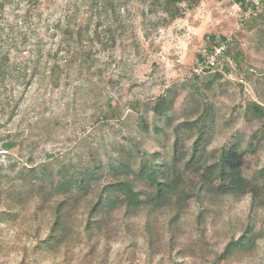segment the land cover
Returning a JSON list of instances; mask_svg holds the SVG:
<instances>
[{"label": "rangeland", "instance_id": "374dc122", "mask_svg": "<svg viewBox=\"0 0 264 264\" xmlns=\"http://www.w3.org/2000/svg\"><path fill=\"white\" fill-rule=\"evenodd\" d=\"M57 1L63 8H52L28 24L30 33L45 38L47 53L58 49V35L45 25L71 15L84 0ZM126 2V32L136 35L140 45L133 46L125 35L124 45L119 42L116 49L117 61L102 71L109 85L106 111L123 108V118H128L124 131L107 133L104 182L114 175L129 177L147 204L127 216L129 198L114 195L115 211L103 232L87 233L97 190L77 211L70 242L51 249L44 243L52 230L51 211L36 215L35 209L44 199L54 207L56 189L18 210L8 200L0 208V264H264V200L218 194L215 172L210 188L187 184L190 194L184 202L175 199L170 207L156 208V187L148 177L137 179L141 171L152 174L171 161L179 134L185 135L191 156L200 132L211 128L208 165L237 146L246 155V177L264 183V114L254 109L259 104L264 109V0H181V13L174 19L164 9L152 14L142 0ZM157 19L165 23L155 28L150 22ZM161 97L173 104L167 117L151 111ZM139 101L140 112L138 107L130 112ZM77 128V135H88L85 126ZM121 163L125 168L113 174L112 166ZM181 173L188 183L200 182L183 166Z\"/></svg>", "mask_w": 264, "mask_h": 264}, {"label": "trees", "instance_id": "16d2710c", "mask_svg": "<svg viewBox=\"0 0 264 264\" xmlns=\"http://www.w3.org/2000/svg\"><path fill=\"white\" fill-rule=\"evenodd\" d=\"M142 1L152 14L164 9L174 19L181 13V0ZM57 4V0H0V208L12 199L14 204L10 205L18 210L54 187L58 196L54 207L44 199L35 209L36 215L51 211L52 230L44 242L51 249L70 242L77 230V211L97 190L100 195L90 209L87 233L103 232L115 211L114 195L129 198L127 216L136 215L147 204L129 177L114 175L104 182L108 165L102 149L107 133L124 131L128 118H123V108L106 111L109 85L102 71L117 61L116 49L119 42L124 45L125 35L133 46L140 45L136 35L126 32L127 2L84 0L71 15L63 14L46 24V30L55 29L58 35V49L47 53L45 38L30 33L28 24L52 8H63ZM164 21L150 23L156 28ZM65 98L70 99L65 103ZM141 105V101L131 104L129 111L139 108L140 112ZM172 105L161 97L151 111L167 117ZM254 109L264 114L260 104ZM78 125L89 129L87 136L77 135ZM70 131L73 135H68ZM213 137L211 128L203 129L189 156L185 135L179 134L170 162H163L152 174L141 171L137 179L148 177L157 189L156 208L170 207L175 199L184 202L190 194L185 190L187 184L210 188L215 172L220 176V184L214 188L218 194L251 195L254 203L264 200V183H253L246 177V155L237 146L225 152L217 164L208 165ZM125 166H112V173ZM182 166L199 176L200 182L192 179L188 183ZM30 173L34 176L25 178ZM177 215L171 223L178 221Z\"/></svg>", "mask_w": 264, "mask_h": 264}]
</instances>
